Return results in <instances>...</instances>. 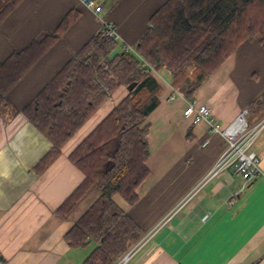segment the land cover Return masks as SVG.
Wrapping results in <instances>:
<instances>
[{
  "label": "crops",
  "instance_id": "0c3cea01",
  "mask_svg": "<svg viewBox=\"0 0 264 264\" xmlns=\"http://www.w3.org/2000/svg\"><path fill=\"white\" fill-rule=\"evenodd\" d=\"M114 1H100L105 12L99 17L83 0H22L0 24L2 62L54 33L70 12L78 14L9 92L11 109L0 116V260L4 264H73L77 257L64 236L101 193L93 189L67 218L55 214L85 179L68 156L127 91L119 88L41 172L36 166L52 143L23 110L101 32L102 19L115 24L122 47L134 46L148 30L152 15L168 0H119L108 8ZM163 86L160 104L146 121L151 124L150 174L137 190L139 200L130 206L120 195L114 196L145 231L143 238L151 234L128 264H264V176L253 178L245 188L244 178L233 168L209 176L225 140L210 132L208 120L185 117L182 98L174 105L167 102L171 89ZM263 91L264 47L257 40L244 43L193 99L208 104L210 120L221 128L245 108L254 125L264 120V107L258 111L249 107ZM166 133L172 136L170 148L161 145ZM163 149L183 151L158 164ZM253 150L261 156L264 169V129Z\"/></svg>",
  "mask_w": 264,
  "mask_h": 264
},
{
  "label": "trees",
  "instance_id": "16d2710c",
  "mask_svg": "<svg viewBox=\"0 0 264 264\" xmlns=\"http://www.w3.org/2000/svg\"><path fill=\"white\" fill-rule=\"evenodd\" d=\"M3 1L0 24L22 0ZM77 18L76 12H70L54 33L0 62V116L11 109L9 92ZM257 40L264 47V0H168L152 15L148 30L134 46L157 72H169L173 88L193 100L203 83L244 43ZM132 83L137 85L129 91ZM121 87L126 96L69 154L85 179L55 212L67 218L93 189L100 191L64 236L71 249L91 248L82 264H115L145 235L114 196L120 195L130 206L139 200L137 190L150 174L151 124L146 121L159 106L164 86L144 71L134 53L100 32L23 110L52 143L36 166L41 172ZM262 107L264 91L249 109Z\"/></svg>",
  "mask_w": 264,
  "mask_h": 264
},
{
  "label": "built area",
  "instance_id": "2783aa9c",
  "mask_svg": "<svg viewBox=\"0 0 264 264\" xmlns=\"http://www.w3.org/2000/svg\"><path fill=\"white\" fill-rule=\"evenodd\" d=\"M83 2L91 8L99 17L105 12V7L101 2L95 0H83ZM106 36L118 40V30L115 24L111 21L102 19V28ZM123 50L134 53L140 63L141 67L148 74L153 76L160 75L152 65L139 54L135 46L124 45ZM181 96L185 101L186 107L184 115L188 118H194L195 122L201 120H208L210 124V132L219 134L226 142L224 151L216 160L209 176H214L228 168H233L236 172L240 173L245 182V188L250 180L258 176H264V169L261 168V156L253 150L254 143L258 136L264 129V120L258 124L252 125L248 121L249 110L243 109L237 118L228 126L221 128L216 122L210 120V107L208 104H199L197 100H188L179 90L171 86V94L167 97V102H172L176 97ZM207 140L206 143H209ZM151 234L145 236L142 240L136 243L124 256H122L115 264H128L139 249L150 239ZM0 264H4L0 260Z\"/></svg>",
  "mask_w": 264,
  "mask_h": 264
},
{
  "label": "rangeland",
  "instance_id": "374dc122",
  "mask_svg": "<svg viewBox=\"0 0 264 264\" xmlns=\"http://www.w3.org/2000/svg\"><path fill=\"white\" fill-rule=\"evenodd\" d=\"M4 2L5 1L2 2V0H1L0 6H2V4H4ZM158 73L160 75H156L155 77H157L162 84H164L165 86H168V88L171 89L169 72L166 69H162V70L158 71ZM180 99H181V96H178L172 102H170V104L174 105L177 102H179ZM163 103H164V97H163ZM171 138H172V136L170 134H167V133L164 134V142L161 144L162 147H163L164 144L167 143V148H170L168 146H170V142H172L170 140ZM172 144H173V146H175L174 143H172ZM182 151L183 150L178 151V152L181 154ZM178 152L176 150H172L171 151L170 149H168V151H166L164 149L162 150V152L159 151L160 155L158 154L159 156L157 157V159H158L157 163L159 164V162H168V161H170L171 158H173ZM162 164H165V163H162ZM90 249L91 248H78V249H76L77 250V257L74 258L73 264H82L84 257L89 253ZM76 258L78 259L77 261H76ZM81 258H82V260H81Z\"/></svg>",
  "mask_w": 264,
  "mask_h": 264
},
{
  "label": "water",
  "instance_id": "95a60500",
  "mask_svg": "<svg viewBox=\"0 0 264 264\" xmlns=\"http://www.w3.org/2000/svg\"><path fill=\"white\" fill-rule=\"evenodd\" d=\"M136 85H137L136 83H132L131 85L128 86L127 89H128L129 91H132V90L136 87Z\"/></svg>",
  "mask_w": 264,
  "mask_h": 264
}]
</instances>
